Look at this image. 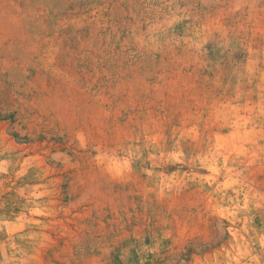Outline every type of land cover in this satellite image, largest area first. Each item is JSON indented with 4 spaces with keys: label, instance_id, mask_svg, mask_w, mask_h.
<instances>
[{
    "label": "rangeland",
    "instance_id": "374dc122",
    "mask_svg": "<svg viewBox=\"0 0 264 264\" xmlns=\"http://www.w3.org/2000/svg\"><path fill=\"white\" fill-rule=\"evenodd\" d=\"M0 264H264V0H0Z\"/></svg>",
    "mask_w": 264,
    "mask_h": 264
}]
</instances>
